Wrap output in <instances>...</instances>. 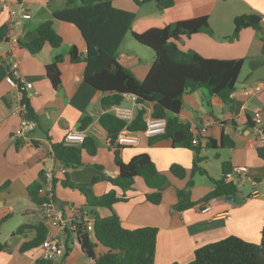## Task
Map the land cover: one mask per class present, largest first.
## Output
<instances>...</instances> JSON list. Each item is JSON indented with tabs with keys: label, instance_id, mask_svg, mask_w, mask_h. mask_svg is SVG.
Segmentation results:
<instances>
[{
	"label": "crops",
	"instance_id": "crops-1",
	"mask_svg": "<svg viewBox=\"0 0 264 264\" xmlns=\"http://www.w3.org/2000/svg\"><path fill=\"white\" fill-rule=\"evenodd\" d=\"M24 3L31 13L30 19L11 15L10 5ZM117 8L133 11L136 19L133 30L143 32L153 27H164L178 20L206 15L214 31L213 35L196 33L175 39L184 50L194 49L202 56L218 59L244 60L231 102L225 103L217 96H210L205 88L188 91L183 98L179 113L180 121L192 123L198 132L200 151L174 145L170 138H151L140 134L136 146L110 144L108 131L101 123L106 112L113 113L111 106H104L105 93L86 82L85 61L74 62L70 49L76 45L80 54H86V42L80 29L71 22L55 19L53 13L63 9L67 0H0V25L10 24L9 38L17 37L15 53L21 60V71L32 88L20 91L11 86L6 77L11 60L8 56L10 42L3 40L0 50V264H36L41 258L40 243L22 251V246L37 237V226L43 222L48 227L47 236L53 231L47 224L40 204L30 196L28 187L40 182V174L53 171L56 178L55 200L68 214L73 208L88 209L85 196L75 188L64 185L69 180L88 183L94 177L93 192L101 196L116 190L124 200L113 204L112 209L100 207L101 216L115 212L128 228L154 226L158 228L154 264L188 263L195 257V250L208 243L230 235L259 243L264 226V159L258 154L257 137L264 132V120L257 124L253 115L261 111L264 117V21L262 30L244 28L235 41L234 19L241 14H257L264 18V0H174L170 7L161 9L156 0H113ZM48 20L63 37L59 47L46 43L42 50L33 54L25 44L31 42L38 26ZM128 33L118 49L119 62L142 80L149 72L154 52L142 44L132 42ZM142 45V46H139ZM146 47V48H143ZM150 49V50H147ZM62 55L60 64L61 84L55 88L46 73V65ZM36 115L37 127L26 140L17 142L13 134L21 123V116L14 109L23 97ZM120 105L132 109H145L151 115L152 103H138L132 95H126ZM137 115V114H136ZM89 118L82 128L81 120ZM206 127V131H201ZM83 129L96 145V153L82 151L83 164L68 167L66 172L55 166L53 144L64 140L71 129ZM40 129L43 135H38ZM153 138V137H152ZM233 145H222L223 140ZM148 153L156 167L167 177L163 198L159 204L147 199L153 189L142 176L135 178L129 189H122L111 182L119 173L117 154L128 162L137 154ZM198 158L199 169L194 171ZM242 166L244 175L236 183L238 191L233 195L211 196L216 181L224 176L222 164ZM178 164L186 170L180 178L171 171ZM203 170V171H202ZM53 186V185H52ZM189 190L193 206L176 208L178 190ZM230 197V198H228ZM206 203L211 209L204 210ZM230 215V217H228ZM28 225L17 232L22 225ZM57 234L67 237L69 234ZM68 253L52 259L49 264H96L72 235ZM108 248L97 243L98 256Z\"/></svg>",
	"mask_w": 264,
	"mask_h": 264
},
{
	"label": "trees",
	"instance_id": "trees-1",
	"mask_svg": "<svg viewBox=\"0 0 264 264\" xmlns=\"http://www.w3.org/2000/svg\"><path fill=\"white\" fill-rule=\"evenodd\" d=\"M80 1L81 3L78 4L75 0H67V5L55 11L53 16L55 19L74 23L80 29L86 42V54L82 56L77 46L73 45L70 49V57L74 62L85 61V80L105 93L102 99L103 105L120 104L126 95L134 96L138 103L150 102L153 105L151 113L153 117L167 118L166 132L151 138L150 143L160 138H170L174 145L194 148L196 152H199V144H193L195 131L198 129L193 128L192 123H184L179 119L184 95L188 91L205 88L210 96H217L230 104L231 94L236 90L244 60L242 58H207L194 49L184 50L177 45L175 39L181 36H191L196 33L214 34L206 15L178 20L164 27H153L137 32L133 30L136 13L115 7L113 0ZM156 1L161 9L174 4V0ZM234 25V32L228 37L230 41L237 40L244 28L261 31L262 17L257 14L237 15ZM9 26V23L0 25V42L9 38ZM128 33H131L138 43L152 49L155 54L153 64L142 80L118 60V49ZM46 43L54 48L63 43V37L54 28L52 20L41 23L36 30L35 38L25 45L31 53L37 54ZM62 61L63 56L59 55L52 63L46 65L47 76L55 88L61 84L60 64ZM22 102L27 105L28 118L36 121L35 112L27 96L24 95ZM171 111L176 114L174 118L169 116ZM144 115L145 109H138L135 119L127 124L114 113L103 114L101 123L108 131L110 144L115 143L118 132L126 125L133 131L145 129ZM89 120L87 117L81 120L82 128L88 124ZM89 139L91 138L87 137L82 144L72 146L65 145L63 141L54 143L52 153L55 166L82 165L83 149H87L90 154L96 153V145L95 143L90 145L91 140ZM225 144L233 145V142L224 139L222 145ZM258 154L264 159V147L258 148ZM116 163L119 173L115 178H111L113 184L124 190L129 189L134 184L135 178L142 176L148 186L153 189L147 194V199L155 204L162 201L167 177L159 171L148 153L137 154L128 162L122 161L117 154ZM222 168L224 174L232 169L227 162L222 164ZM193 169L194 171L199 169L198 158L194 161ZM171 171L180 178L186 176V170L178 164H173ZM40 179V182H35L28 187L30 196L38 204L43 201L39 189L47 181L46 173H41ZM97 179L94 177L88 183H75L69 180L64 182V185L78 189L85 196L88 211L94 216V235L87 232L83 226L77 233L83 251L94 259L96 264H154L158 228L154 226L125 227L115 212L108 216H101L97 211L98 208L112 209L113 204L124 200L125 197L118 196L114 189L101 196L95 195L92 186ZM51 184L54 188L55 176ZM237 191V185L234 182H228L223 176L222 179L216 181L211 196L233 195ZM194 204L190 199L189 190H178L176 208L183 210ZM27 227L28 225L24 224L17 232H22ZM47 232V225L43 222L39 223L36 239L24 244L22 251L36 243L41 244L47 237ZM68 236L65 238L69 244ZM97 243L106 246L109 249L108 252L98 256L95 251ZM68 250L69 246L66 254ZM50 261L40 258L36 264H49ZM185 264H264V226L259 243L230 235L198 247L195 250L194 259Z\"/></svg>",
	"mask_w": 264,
	"mask_h": 264
},
{
	"label": "built area",
	"instance_id": "built-area-1",
	"mask_svg": "<svg viewBox=\"0 0 264 264\" xmlns=\"http://www.w3.org/2000/svg\"><path fill=\"white\" fill-rule=\"evenodd\" d=\"M11 15H20L23 19H30L31 13L24 3H19L17 6L10 5ZM264 21V18H262ZM10 42L8 48V56L11 60L9 73L6 77V81L13 87L18 88L20 91L26 88H32L33 83L27 82L21 71V60L15 53V47L19 43L17 37H10L7 39ZM2 49V43H0V50ZM27 105L21 102L14 112L21 116V123L17 130L13 134L14 140H26L29 133L34 132L37 127V122L25 117ZM113 113L119 118L130 124L136 117L138 112L137 109L124 107L120 104L111 106ZM1 119V118H0ZM253 119L257 124L263 122L264 117L261 111H257L253 115ZM146 122L145 129L141 131H133L128 125L121 129L116 137L115 142L121 146H136L140 142V134L147 136L148 138L163 135L167 129V118L164 117H153L147 115L144 117ZM206 127H203L201 131H206ZM199 131V130H198ZM196 136L193 140V144H198V132L195 131ZM88 134L85 130L74 128L69 130L64 137L65 145H79L82 144ZM257 143L259 147H264V132L259 131L257 137ZM59 170L63 173L66 172L67 166L61 164L58 166ZM46 173L47 181L43 183L39 189V194L43 198L40 208L44 214V218L47 224L53 231L43 240L40 244L41 247V258L46 260H52L56 257L64 256L68 249V242L62 235L56 233L60 231L61 234H69L73 236L75 240H78V230L83 226L92 236L94 235V216L88 211V209L73 208L71 214L66 212L63 206H59L55 200L54 188L51 184L53 179V171L49 170ZM245 168L242 166L232 167L230 171L224 174V178L228 182H234L235 184L244 175ZM211 209V204L206 203L204 210ZM230 217V215H228ZM70 243V242H69Z\"/></svg>",
	"mask_w": 264,
	"mask_h": 264
},
{
	"label": "water",
	"instance_id": "water-1",
	"mask_svg": "<svg viewBox=\"0 0 264 264\" xmlns=\"http://www.w3.org/2000/svg\"><path fill=\"white\" fill-rule=\"evenodd\" d=\"M169 116H170L171 118H174V117L176 116V114H175L174 112L171 111V112L169 113ZM25 117H28V114H25ZM37 133H38V135L41 134V135L44 136V134H42V132H41L40 129L37 130ZM228 198H230V197H228Z\"/></svg>",
	"mask_w": 264,
	"mask_h": 264
},
{
	"label": "rangeland",
	"instance_id": "rangeland-1",
	"mask_svg": "<svg viewBox=\"0 0 264 264\" xmlns=\"http://www.w3.org/2000/svg\"><path fill=\"white\" fill-rule=\"evenodd\" d=\"M78 4H80L81 3V1L80 0H75ZM131 38V40H132V42H135L136 44H140V43H138V41H136L135 39H134V37H130ZM139 46H142V45H139ZM144 46V45H143ZM143 48H146V47H143ZM147 50H150V49H147ZM152 50V49H151Z\"/></svg>",
	"mask_w": 264,
	"mask_h": 264
}]
</instances>
